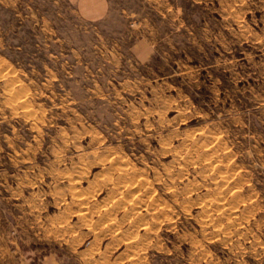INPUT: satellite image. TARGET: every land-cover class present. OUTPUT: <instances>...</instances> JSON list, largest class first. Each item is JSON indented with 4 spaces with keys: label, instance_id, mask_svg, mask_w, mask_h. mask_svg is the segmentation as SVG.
I'll list each match as a JSON object with an SVG mask.
<instances>
[{
    "label": "rangeland",
    "instance_id": "1",
    "mask_svg": "<svg viewBox=\"0 0 264 264\" xmlns=\"http://www.w3.org/2000/svg\"><path fill=\"white\" fill-rule=\"evenodd\" d=\"M0 264H264V0H0Z\"/></svg>",
    "mask_w": 264,
    "mask_h": 264
},
{
    "label": "bare ground",
    "instance_id": "2",
    "mask_svg": "<svg viewBox=\"0 0 264 264\" xmlns=\"http://www.w3.org/2000/svg\"><path fill=\"white\" fill-rule=\"evenodd\" d=\"M191 138H192V137H191ZM200 143H201V142H200ZM210 152H211V151H210ZM207 153H208V151H206V153H205V151H203L202 156H205L204 158H207V157H208V154H207ZM210 156H211V155H210ZM109 158H110V157H109ZM115 158H116V159H115ZM188 159H189V158H188ZM210 159H211V158H210ZM111 160H113V161L115 160V162H113V161H111V162H113L114 167L117 168V169H119V170H121V171L123 172V174H128V173L130 172V168L125 167V166H126V163H125L124 161L120 160V158H117V157H114V156H113V157L111 158ZM208 161H210V160L208 159ZM211 161H212V160H211ZM211 161L208 162V163H211ZM189 162H190V161H189ZM212 162H213V161H212ZM187 163H188V162H186V164H187ZM206 163H207V162H206ZM194 164H195V163H194ZM209 165H210V164H208V166H209ZM212 165L217 167V166L222 165V162H214V163H212ZM111 166H112V165H111ZM210 166H211V165H210ZM210 166H209V167H210ZM223 167H224V166H222V168H223ZM212 168H213V167H212ZM219 168H220V167H219ZM224 168H225V167H224ZM224 168H223V169H224ZM111 169H112V168H111ZM214 169H215V168H214ZM211 170H212V169H211ZM217 170H219V169H217ZM108 171H109V170H108ZM212 171H213V170H212ZM219 171H220V170H219ZM215 172H216V171H215ZM109 173H111V172H109ZM132 173H133V175H136V174H137V172H135V171H133ZM106 174H107V173H106ZM123 174H122V175H123ZM138 175H139V174H138ZM140 175H142V174H140ZM225 175H226V173H225ZM221 176H222V175H221ZM108 177H109V176H108ZM121 177H122V176H121ZM133 177H134V176H133ZM217 177H218V176H217ZM123 178H124V177H123ZM225 178H227V177L225 176ZM118 179H120V177H119ZM116 180H117V179H116ZM129 180H130V179H129ZM134 180H135V177H134ZM143 180H144V179H143ZM228 180H229V179H228ZM228 180H225L224 178L222 179V182L224 183V185H226L225 183H227V184L229 183ZM118 181L120 182V180H118ZM121 181H122V180H121ZM125 181H126V180H125ZM126 182H127V181H126ZM126 182H124V183H126ZM109 183H110V182H109ZM117 183H118V182H117ZM128 183H129V182H128ZM216 183H217V182H216ZM120 184H122V183H120ZM125 185H126V184H125ZM132 185H133V184H132ZM222 185H223V184H222ZM115 186H116V188H118V189L122 188V187L119 186L118 184L115 185ZM130 186H131V184H130ZM133 187H134V186H132V187L129 188V189L131 190V192H132V191H135V190L133 189ZM135 187H136V186H135ZM226 187H227V186H226ZM228 187H229V186H228ZM230 188H231V187H230ZM129 189H128V192H129ZM137 189H138V188H136V190H137ZM119 191H120V190H119ZM227 191H228V189H227ZM230 191H231V189H230ZM113 192H114V191H113ZM128 192H127V193H128ZM134 194H135V192L133 193V195H134ZM121 195H122V193H121ZM126 195H127V194H125V196H126ZM125 196H124V197H125ZM124 199H125V198H124ZM78 200H79V199H78ZM78 200H77V201H78ZM84 200H85V199H84ZM110 200H111V198H110ZM143 200H144V199H143ZM79 202H80V201H79ZM121 202H122V201H121ZM123 202H124V201H123ZM117 205H118V204H117ZM137 205H139V204H137ZM150 205H151V204H150ZM150 205H149V206H150ZM149 206H148V207H149ZM202 206H203V205H202ZM113 208H114V207H113ZM113 208H112V209H113ZM118 208H119V207H118ZM133 208H134V210H135V206H134ZM133 208H132V209H133ZM136 208H137V207H136ZM139 208H140V207H139ZM139 208H138V209H139ZM150 208H151V207H150ZM155 208H156V207H155ZM114 209H116V208H114ZM169 209H170V208L166 206L165 208H162V210H163L164 212H161V211H160V212H161L162 214H163V213L166 214V213H169V211H170ZM136 211H137V210H136ZM109 212H110V211L108 210V217H109ZM160 212H159V213H160ZM106 214H107V213H106ZM142 215H143V214H142ZM156 215H157V214H156ZM168 216H169V215H168ZM162 217H163V216H162ZM143 218H144V217H143ZM207 218H208V217H207ZM156 224H157V223H156ZM144 227H145V226H144ZM146 228H147V227H146ZM149 229H150V228H149ZM147 233H148V232H147ZM141 238H142V237H141Z\"/></svg>",
    "mask_w": 264,
    "mask_h": 264
}]
</instances>
